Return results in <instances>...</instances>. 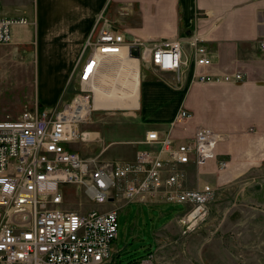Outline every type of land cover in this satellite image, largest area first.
<instances>
[{"label":"built area","instance_id":"obj_1","mask_svg":"<svg viewBox=\"0 0 264 264\" xmlns=\"http://www.w3.org/2000/svg\"><path fill=\"white\" fill-rule=\"evenodd\" d=\"M26 17L3 14L0 3V43H10L13 29L29 25ZM193 48L194 78L199 82L243 80L237 71L210 76L202 71L212 64L198 34L189 38ZM139 47V57L130 48ZM264 51V42L260 44ZM127 55L158 71L180 73L185 63L180 39L133 42L107 22L90 35L77 64L80 92L59 109H25L12 118L0 117V264H113L118 237L117 207L70 210L62 186H84L90 201L184 204L181 218L188 234L209 213L215 188L209 183L191 187L188 166L200 167L216 156L228 134L199 126L193 136L176 137L173 129L191 118L183 108L170 127L150 129L132 160L101 164L84 157L71 144L85 139L79 124L93 111V84L110 59Z\"/></svg>","mask_w":264,"mask_h":264},{"label":"crops","instance_id":"obj_2","mask_svg":"<svg viewBox=\"0 0 264 264\" xmlns=\"http://www.w3.org/2000/svg\"><path fill=\"white\" fill-rule=\"evenodd\" d=\"M0 3L4 15L23 16L30 20L28 28L14 27L16 40L34 30L42 53L60 52L47 59L44 58L49 54H41L43 61L39 75L49 79L43 82V93L41 91L42 95H39L46 99L47 107L56 104L54 102L60 98L61 92L56 89L61 73L72 74L86 40L98 29L99 23L94 20L96 12L103 11L114 20L123 19L127 31L135 30V34L143 38H180L185 60L180 73L162 71L160 79L145 77L143 81L140 74L139 104L130 108L139 110L136 124L132 118L128 126L136 125L133 136H127V128L123 126L125 135L122 140H107L98 129L86 127L85 141H90V150H97L91 157L104 155L115 142H123L126 151L127 145H131L122 159L101 158V164L110 166L117 160L134 159L136 152L146 147L142 143L146 130L151 127L166 131L183 108L192 116L174 127V136H193L199 126L229 134L228 139L219 143L216 159L200 167L188 166L190 177L199 173L200 178L207 177L221 183L223 179H233L232 171L238 167L233 165L234 162L238 163L244 157L253 161V157L261 154L264 141V52L260 44L264 42V0H0ZM193 33L200 35L212 60V64L202 71L210 76L244 71V79L196 81L194 52L189 43V36ZM45 61L54 68L53 75L44 72ZM52 77L54 82L50 81ZM91 119L102 123L100 117ZM247 127L253 128L257 135L250 136ZM221 159L229 160L228 168H220ZM239 169L242 171L243 168ZM198 186L191 184V187Z\"/></svg>","mask_w":264,"mask_h":264},{"label":"rangeland","instance_id":"obj_3","mask_svg":"<svg viewBox=\"0 0 264 264\" xmlns=\"http://www.w3.org/2000/svg\"><path fill=\"white\" fill-rule=\"evenodd\" d=\"M94 20L97 23L107 22L112 28L124 33L127 40L133 42L180 39L140 37L133 30L137 27H132L134 32H129L123 19H111L103 14V11L96 12ZM18 26L28 28L30 25ZM22 35L21 40H16L13 35L10 43H0V117L16 118L23 110L32 109L38 104L47 107L46 99L39 95L43 93V82L49 79L47 76H42V79L39 75L43 61L41 54H49L44 58L47 59L52 55L56 57L60 52L42 53V49L38 48L34 30ZM83 51L84 46L81 56ZM81 56L71 75L61 73L56 89L61 92L60 98L54 102L55 106L49 105L47 108L59 109L80 92L76 72ZM140 67L142 81L145 77H162L163 72L154 69L150 64L140 61ZM56 68L59 69L60 66L56 65ZM53 69L49 63L46 64L44 72L53 75ZM50 81L54 82L53 77ZM92 97L94 101L93 94ZM138 112L139 110L135 109L93 110L88 119L79 124V131L85 133L89 125V129H98L107 140H122L125 132L127 136H133L137 130L135 122L139 119ZM96 116L101 118L102 123L92 122L91 118ZM132 118L136 120L135 124L128 127ZM123 126L127 128L125 132ZM150 129L154 128L149 127L146 132ZM247 130L250 136L257 135L253 128L247 127ZM88 142L90 141L85 139L79 140L72 143L71 147L85 155L84 157L95 156L97 150H90ZM121 143L123 144L120 141L115 142L108 152L98 155L99 159H122L128 154V147L131 145H127V152L123 149L126 146ZM217 156L216 152L213 159ZM244 158L242 161L238 160V163H233L238 165L232 171L233 179H223L221 183L207 177L200 178L202 175L199 173L196 177L191 174L190 186L209 183L216 191L207 217L188 234L183 232L181 223L184 204L156 203L151 198H144L146 201L142 203L131 201L124 206L121 205L122 200L114 204H98L90 201L83 185L64 184L61 189L65 195L66 206L70 210L83 212L88 209L117 207L119 228L118 237L113 243V264H264V141L261 144V154L253 157V161ZM228 162L229 160L221 159L220 168L226 169ZM241 167L242 171L239 169Z\"/></svg>","mask_w":264,"mask_h":264},{"label":"bare ground","instance_id":"obj_4","mask_svg":"<svg viewBox=\"0 0 264 264\" xmlns=\"http://www.w3.org/2000/svg\"><path fill=\"white\" fill-rule=\"evenodd\" d=\"M140 74L139 59L127 55L126 51L120 57L110 59L106 69L93 84V110L130 109L138 106Z\"/></svg>","mask_w":264,"mask_h":264},{"label":"water","instance_id":"obj_5","mask_svg":"<svg viewBox=\"0 0 264 264\" xmlns=\"http://www.w3.org/2000/svg\"><path fill=\"white\" fill-rule=\"evenodd\" d=\"M130 53L134 57H139L140 51L138 46H133L130 48Z\"/></svg>","mask_w":264,"mask_h":264}]
</instances>
